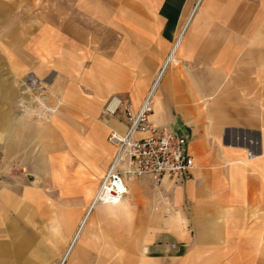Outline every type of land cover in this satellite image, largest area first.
<instances>
[{
    "label": "crops",
    "instance_id": "obj_1",
    "mask_svg": "<svg viewBox=\"0 0 264 264\" xmlns=\"http://www.w3.org/2000/svg\"><path fill=\"white\" fill-rule=\"evenodd\" d=\"M29 70L64 102L50 131L17 111ZM148 97L190 177L92 208L127 128L107 106ZM263 209L264 0H0V264L224 262Z\"/></svg>",
    "mask_w": 264,
    "mask_h": 264
},
{
    "label": "built area",
    "instance_id": "obj_2",
    "mask_svg": "<svg viewBox=\"0 0 264 264\" xmlns=\"http://www.w3.org/2000/svg\"><path fill=\"white\" fill-rule=\"evenodd\" d=\"M121 106L127 128L124 133L111 131L108 136L116 154L101 178L92 208L124 202L129 181L150 176L160 184L165 178L187 179L194 169V159L188 151L190 136L155 126L151 121V97L137 112L130 102L113 100L106 108L107 115H116Z\"/></svg>",
    "mask_w": 264,
    "mask_h": 264
},
{
    "label": "rangeland",
    "instance_id": "obj_3",
    "mask_svg": "<svg viewBox=\"0 0 264 264\" xmlns=\"http://www.w3.org/2000/svg\"><path fill=\"white\" fill-rule=\"evenodd\" d=\"M58 95L57 90L53 88L48 79L40 77L33 70H29L18 84L17 111L27 117L29 120L28 125L35 122L37 126L50 131L55 125V116L64 107V102ZM51 143L52 139L45 135L43 151L45 162L56 153L50 148ZM22 169L23 173L34 180L30 177V170L27 171V168ZM12 174H20L19 169L12 168ZM248 217L245 219L248 223L242 224L241 228L238 224V230H235V233L242 237L241 243L245 244L229 248L227 252L229 259L227 261H216L211 264H264V209L261 213L257 212Z\"/></svg>",
    "mask_w": 264,
    "mask_h": 264
},
{
    "label": "bare ground",
    "instance_id": "obj_4",
    "mask_svg": "<svg viewBox=\"0 0 264 264\" xmlns=\"http://www.w3.org/2000/svg\"><path fill=\"white\" fill-rule=\"evenodd\" d=\"M118 100V99H117ZM99 190V189H98Z\"/></svg>",
    "mask_w": 264,
    "mask_h": 264
}]
</instances>
